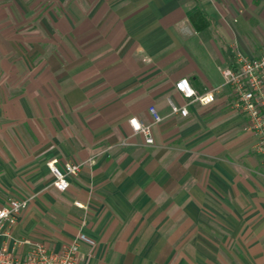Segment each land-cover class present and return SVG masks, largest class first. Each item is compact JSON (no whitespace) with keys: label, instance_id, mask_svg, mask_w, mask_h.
Listing matches in <instances>:
<instances>
[{"label":"crops","instance_id":"crops-1","mask_svg":"<svg viewBox=\"0 0 264 264\" xmlns=\"http://www.w3.org/2000/svg\"><path fill=\"white\" fill-rule=\"evenodd\" d=\"M233 43L264 51V0H0V207L31 199L0 247L82 234L81 264H264V154L218 71ZM53 159L81 164L65 192Z\"/></svg>","mask_w":264,"mask_h":264},{"label":"built area","instance_id":"built-area-1","mask_svg":"<svg viewBox=\"0 0 264 264\" xmlns=\"http://www.w3.org/2000/svg\"><path fill=\"white\" fill-rule=\"evenodd\" d=\"M232 53L234 54V50ZM218 71L223 78V86L228 87L232 94L231 107L244 116L245 130L254 136L253 151L264 154V53L251 58L236 52L232 61L219 66ZM175 89L187 100V104L207 106L215 101V94L219 92L220 87L197 92L186 79H181L175 83ZM169 106L172 114H179L182 117L188 115L186 106L178 107L171 101ZM149 113L153 123L162 120L154 107H149ZM128 123L134 134L143 136L145 144H153L150 124H144L136 118L129 119ZM47 167L53 178L54 189L65 192L69 187V178L79 173L81 164L66 162L59 166L57 160L53 159L47 163ZM29 201L30 199L10 198L0 207V237H11V230ZM75 205L81 206L77 202ZM82 243L93 244L82 234L76 235L69 245L62 247L58 252L48 250L41 243L15 241L12 248L0 247V264H81L79 246ZM21 245L28 246L24 254L15 251Z\"/></svg>","mask_w":264,"mask_h":264},{"label":"rangeland","instance_id":"rangeland-1","mask_svg":"<svg viewBox=\"0 0 264 264\" xmlns=\"http://www.w3.org/2000/svg\"><path fill=\"white\" fill-rule=\"evenodd\" d=\"M26 34H28V32H26ZM45 36H46V32L43 30V31H42V36H41V37H45ZM237 39H238V38H237ZM230 49H231V55H232V57H233L234 54H236V52H241V51L239 50L238 45H237L236 43L231 44ZM232 50H234V54L232 53ZM241 53H242V52H241ZM262 53H264V51L259 52V53L255 54L254 56H250V57H251V58L258 57V56L261 55ZM242 54H244V53H242ZM244 55H245V54H244ZM246 56H247V55H246ZM30 200H31V199H30ZM74 206H76V205H75V202H74Z\"/></svg>","mask_w":264,"mask_h":264},{"label":"trees","instance_id":"trees-1","mask_svg":"<svg viewBox=\"0 0 264 264\" xmlns=\"http://www.w3.org/2000/svg\"><path fill=\"white\" fill-rule=\"evenodd\" d=\"M230 61H232V59H230Z\"/></svg>","mask_w":264,"mask_h":264}]
</instances>
